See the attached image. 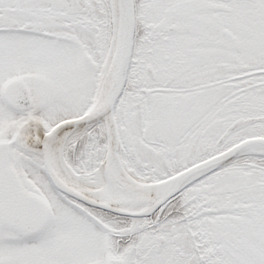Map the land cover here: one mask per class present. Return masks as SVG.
<instances>
[{
    "label": "snow or ice",
    "instance_id": "snow-or-ice-1",
    "mask_svg": "<svg viewBox=\"0 0 264 264\" xmlns=\"http://www.w3.org/2000/svg\"><path fill=\"white\" fill-rule=\"evenodd\" d=\"M0 264H264V0H0Z\"/></svg>",
    "mask_w": 264,
    "mask_h": 264
}]
</instances>
